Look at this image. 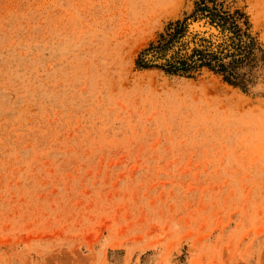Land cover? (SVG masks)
I'll return each instance as SVG.
<instances>
[{"label": "rangeland", "instance_id": "obj_1", "mask_svg": "<svg viewBox=\"0 0 264 264\" xmlns=\"http://www.w3.org/2000/svg\"><path fill=\"white\" fill-rule=\"evenodd\" d=\"M0 264H264V0H0Z\"/></svg>", "mask_w": 264, "mask_h": 264}, {"label": "bare ground", "instance_id": "obj_2", "mask_svg": "<svg viewBox=\"0 0 264 264\" xmlns=\"http://www.w3.org/2000/svg\"><path fill=\"white\" fill-rule=\"evenodd\" d=\"M188 25H189L188 30L190 32H197L200 35H204L206 37V39L207 38H210V40L213 41L214 43L219 40V37H218L219 34H218V32L214 28H212L211 26H209V24L207 22H205V21L189 22Z\"/></svg>", "mask_w": 264, "mask_h": 264}, {"label": "trees", "instance_id": "obj_3", "mask_svg": "<svg viewBox=\"0 0 264 264\" xmlns=\"http://www.w3.org/2000/svg\"><path fill=\"white\" fill-rule=\"evenodd\" d=\"M224 20L226 21V19H224ZM213 43H214V42H213ZM215 43H217V42H215ZM216 45H217V44H216ZM181 64L184 66L185 63H181Z\"/></svg>", "mask_w": 264, "mask_h": 264}]
</instances>
